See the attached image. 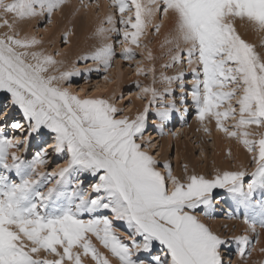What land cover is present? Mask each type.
Masks as SVG:
<instances>
[{"label":"snow or ice","instance_id":"snow-or-ice-1","mask_svg":"<svg viewBox=\"0 0 264 264\" xmlns=\"http://www.w3.org/2000/svg\"><path fill=\"white\" fill-rule=\"evenodd\" d=\"M65 4L0 0V28L6 29L0 33V94L7 96L5 107L19 114L8 120L7 111L0 113V264H85L88 257L112 264L93 237L119 264H233L221 252L232 244L241 264H248L256 251L253 235L259 243L258 228L264 229V199L255 200L257 192L264 194V54L237 25L264 33V0H110L93 34L99 46L70 65L56 59L60 52L40 49L37 35L19 29L38 18L47 30ZM81 7L90 5L82 0ZM166 19L171 28L161 48L167 46L162 54L169 59L162 67L175 73L160 74V90L155 66L143 67L136 59L143 52L132 45L143 44L145 59L154 60L141 37L149 29L159 34ZM62 42L69 43L67 31ZM117 45L123 60H135L137 75H152L149 85L135 82V97L147 101L135 116L118 106L123 92L93 96L72 90L74 78L108 73ZM88 60L95 66H76ZM103 79L113 82L108 75ZM189 96L203 131L210 135L205 121L214 120L217 131L241 143L254 165L251 172L241 167L206 176L188 174L184 165L181 179L170 161L157 158L153 150L159 145L145 137L149 115L163 134L174 114L187 113ZM53 156L66 159L48 171ZM87 177L94 182L85 192ZM215 190L245 209L244 234L222 237L197 215L201 208L211 215Z\"/></svg>","mask_w":264,"mask_h":264},{"label":"rangeland","instance_id":"rangeland-1","mask_svg":"<svg viewBox=\"0 0 264 264\" xmlns=\"http://www.w3.org/2000/svg\"><path fill=\"white\" fill-rule=\"evenodd\" d=\"M81 3L82 0H66V4L62 6L61 9L54 11L53 23L47 25V30H45L44 23H38V18L23 22L19 25L21 35H24L25 33L37 35L38 38L43 40V43L39 46L40 49H43L46 53L52 54L55 52H60L61 55L57 56L56 59L64 60L66 65H70L72 62L76 61L78 56L84 55L99 46L100 41L95 38L93 34L96 28L99 26L100 19L106 12L110 10V0H83V3L90 5L88 9L81 7ZM97 4L101 6L99 9L96 8ZM77 9H79V11H77ZM170 28L171 23L166 19L165 24L161 28L159 34H154L152 30L149 29L148 34L144 37H141L143 43L148 44V47L152 50L154 56V60L152 61L145 59L147 56V51L143 48V44L140 48H136L135 45H132L137 53L143 52L142 56L138 55L136 57L137 60H141L143 62V67L148 68L152 67L153 65L155 66L157 83L154 86L160 90H162L164 86L160 81V74L164 73L165 75H173L175 73V68L165 69L162 67L169 57L162 54L167 51V46L162 49L161 43L163 42L164 36L169 32ZM4 31H6V29L0 28V33H3ZM66 31L69 33L68 44H64L62 42V36ZM255 34H260L261 39L264 38V33L256 32ZM248 38L249 36H246L244 39L250 42ZM261 39L260 42L256 43L255 46L256 49L258 48L257 51L263 54L264 47L261 46ZM116 51L117 56L115 57L113 67L108 71V73H104L103 71L97 73L93 71L88 78H86L85 75H82L79 78H74L72 80V90L76 91L80 95L87 94L93 96H110L113 91H115L117 94L123 92L125 99L122 101L117 100V104L118 106H121L125 109L124 114L135 116L137 111L142 110L144 104L147 102L146 100H139L135 97L134 94L139 91V89L134 86L135 82L139 80L142 86L149 85L152 83V75H137L135 60H123L122 57L119 56V45L116 46ZM76 66L81 69L94 67L95 62L88 60L86 62L77 63ZM104 75H108L113 82L109 83L105 81L103 79ZM191 80V75L185 77V82L188 85L186 91L189 92L191 91ZM81 88H84L85 92H80L79 89ZM93 89H95V91H93ZM176 92L178 93L179 89H176ZM130 93L133 95H129ZM176 99L178 100L179 97L177 96ZM129 101L131 103H129ZM7 103V96L4 94L2 96V94H0V113L7 111L8 120L13 117H18L19 114L15 108L9 109L10 107H5ZM158 105L159 102L157 106ZM177 106L182 107L179 105V103ZM186 107L189 113L186 114L185 118H180L179 115L176 114L173 124L169 127L170 130L164 127L163 134L160 133L158 128L156 130L154 126L156 124L154 122L156 117L150 114L148 117V128L145 132V137H151L153 143L159 145L158 148L153 150L154 154L161 161L167 160L171 162L174 175L183 179L185 176L184 165L188 166V174L196 172L197 174L205 173L206 176L214 175L215 170H221V167H224L225 165L223 164L225 163L228 164L231 170L241 168L237 167V164L240 163L242 164V167L248 172H251L254 169V165L250 159V154L245 150L243 145L236 139L228 138L223 132L217 131L214 120L209 122L206 119L205 121V124H207V126L212 129L211 134L209 135L203 131L201 122L196 119L194 105L190 96L187 99ZM227 123L231 124L232 121L229 120ZM153 131L157 135L160 134V136L153 135ZM8 134L10 136L15 135V133H12L11 131H9ZM161 138H164L166 142L163 151L161 150L163 144V142L160 141ZM169 141H171L170 144ZM169 146H171V149L167 152V154H165L164 151L167 150ZM34 150L35 147L33 146L28 155L31 156L32 151ZM229 151L231 152V155H229ZM64 159H66V157L57 158L53 156L46 170L51 171L55 169L58 165L63 163ZM194 168H196L197 171H194ZM12 178L16 179L15 176ZM248 179H250V177L246 178V184ZM93 182L94 181L91 177L85 178L82 190L87 192ZM224 195L226 196V191L215 190L213 199L214 207L209 210L211 211L210 216L205 215V209L203 208L197 211V215H199L200 219L207 221L206 223L208 226L210 225L209 227H211L212 223L216 224V221L240 220L243 223L242 213L240 215L237 213L239 215L238 216L236 215L235 210L234 213L231 209H229V206L227 208V203L222 205V202L226 201L220 200V197H223ZM259 195L262 194L260 193ZM224 226L226 227V224L218 228L219 231L223 230L222 237L230 239L234 235L244 234V230L242 229H240L239 232L235 234L233 232L228 233ZM116 227L120 230L122 235L126 232L122 224L117 223ZM234 227V229H236V225ZM262 231L263 233L259 232V243H255L254 235L250 234L249 232V235H253V243L256 251H253L251 257L248 258V264H254V262H257L258 264V262L264 261V253L259 251L261 247H264V229H262ZM93 243L111 260L112 264H119L116 258L112 257L108 250L104 249L99 241H97L94 237ZM221 252L225 260L231 258L233 264H241L240 258L236 255L234 244L222 248ZM84 259L85 264H94L90 257Z\"/></svg>","mask_w":264,"mask_h":264},{"label":"bare ground","instance_id":"bare-ground-1","mask_svg":"<svg viewBox=\"0 0 264 264\" xmlns=\"http://www.w3.org/2000/svg\"><path fill=\"white\" fill-rule=\"evenodd\" d=\"M237 28H238V30H239V32L241 33V35H242V37L243 38H246V36H249V38H248V40H250V43H252L253 45H256V43H258V42H260V39H261V36H260V34H255L256 32L255 31H253V30H251V29H245L244 27H241L239 24L237 25ZM261 41H262V39H261ZM257 50H258V48H257ZM264 54V53H263ZM2 96H3V94H2ZM2 105V104H1ZM9 109H11V108H9ZM189 112L187 111V113L186 114H188ZM176 114H178L179 115V117L180 118H185V116H186V114H183V116L180 114V113H176ZM176 114H174L173 115V117H172V119L169 121V122H167L166 124H165V127L166 128H168V130H170V125H172L173 124V120H174V118L176 117ZM154 122L156 123L154 126H155V128H156V130H157V127H156V125L158 124V120H157V118H156V120H154ZM154 132V131H153ZM153 135H156V136H160V134L159 135H157V134H155V132H154V134ZM160 141H162L163 142V144H162V151L164 150V148H165V144H166V142H165V139L164 138H161L160 139ZM170 142L171 141H169V144H170ZM171 146H169V148L167 149V150H165L164 151V153L165 154H167V152L168 151H170V148ZM223 165H225L224 167H221V170H223V169H226V170H231L230 169V167L228 166V164L227 163H225V164H223ZM223 165H221V166H223ZM238 166L237 167H242V164L240 163V164H237ZM216 169H217V167H216ZM235 170V169H234ZM194 171H197L196 170V168H194ZM203 171V170H202ZM205 171V170H204ZM188 172H189V169H188ZM201 173V172H200ZM203 175H205V173H202ZM260 194V192H257V194H256V197H255V200L256 201H260V200H262V199H264V194H262V195H259ZM220 200H224V201H226V202H222V205H224V203H227V208H228V206H229V209H231L233 212H234V210H235V212H236V215H238L237 213H239V215L242 213L243 214V216H244V214H245V209H243V208H240V207H238L237 206V204H236V202H235V200L230 196V194H228L227 192H226V196L224 195L223 197H220ZM224 207V206H223ZM225 210V209H224ZM259 211V208H255V209H250V210H248V212H249V215H254L255 214V212H258ZM229 212V211H228ZM232 212V213H233ZM234 212V213H235ZM231 213V212H230ZM238 215V216H239ZM230 217V216H229ZM236 218V217H235ZM206 219V218H205ZM202 220V219H201ZM204 223H206L207 221H205L204 219L202 220ZM213 222V221H212ZM217 223L216 224H213L212 223V225H211V229L213 230V231H215L216 233H218L219 235H223V230L222 231H219L218 230V228H220V226H223V225H225L226 224V227H225V230H227L228 231V233H230V232H233L234 234L235 233H238L239 232V230L240 229H242V230H244V232H245V229H246V225L244 224V223H242L240 220H235V221H216ZM229 222V223H228ZM207 224V223H206ZM208 225V224H207ZM236 225V229H234L235 226ZM210 226V225H209ZM222 228V227H221ZM234 230V231H233ZM258 231L260 232V233H263V231H262V229H259L258 228ZM227 233V232H226ZM250 234H252V233H250ZM115 263V262H114Z\"/></svg>","mask_w":264,"mask_h":264}]
</instances>
